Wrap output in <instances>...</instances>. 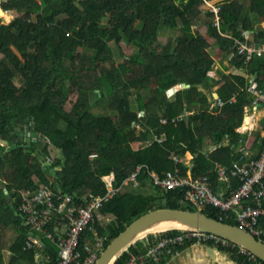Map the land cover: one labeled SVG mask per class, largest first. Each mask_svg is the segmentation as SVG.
I'll list each match as a JSON object with an SVG mask.
<instances>
[{
  "label": "trees",
  "instance_id": "obj_1",
  "mask_svg": "<svg viewBox=\"0 0 264 264\" xmlns=\"http://www.w3.org/2000/svg\"><path fill=\"white\" fill-rule=\"evenodd\" d=\"M207 1L220 4L219 12L207 8ZM3 7L18 12L9 23H4L0 16V52L5 55V60L0 61V177L15 188V194L23 187L36 189L48 184L55 188L56 183L64 191L77 195L105 193L103 175L114 171L118 184L141 164L139 178L149 182L152 172L163 176L174 170L177 164L172 153L182 156L193 153L196 176L214 169L218 160L230 163L238 156L231 145L208 154L205 143L206 137L219 143L227 134L236 142L242 135L238 128L244 119V105L251 99L249 79L241 73L223 75L225 83L214 89L222 82L214 77L219 58L225 53L230 57V51L235 52L232 62L246 69L252 65L257 68L259 74L254 85L264 90V57L247 62L238 54L235 41L244 39V35L242 29L238 31L241 14L233 3L221 0H6ZM217 14L221 29L226 31L230 25L235 31L234 37L221 33L216 24ZM104 19L115 25L104 27ZM164 26L180 33L161 44L158 35ZM204 27L208 28V36L213 41L202 33ZM248 27L245 22L242 28ZM115 36L118 40L127 38L129 44L137 48L125 54L120 64L115 63L114 49L110 45ZM250 41L263 42L264 32L256 38L254 35V40ZM80 48L84 50L81 52ZM77 56L80 66L75 60ZM107 61L112 65L105 66L103 63ZM1 62H7L8 66L3 67ZM88 62L91 67H85ZM100 65L103 70L98 69ZM17 73L22 82L15 80ZM177 83L189 86L170 92ZM98 89L97 100L109 96L117 119L93 112L90 92ZM143 89L146 97L141 92ZM72 90L78 91L79 96L68 110L65 104ZM131 95H136V104L132 103ZM233 96L236 100L228 102ZM218 97L226 99L227 103L219 107ZM29 119L34 120L35 131L64 150L65 163L63 157L58 156L48 164L56 173L54 181L46 178L47 171L42 164L49 151L37 152L40 138L32 139L28 148L20 145L23 140L18 128L25 126ZM151 137L153 141L148 143ZM255 139L260 141L259 145L264 141L259 137ZM4 140L15 141L17 145L7 149ZM91 153L98 155L94 161ZM180 167L185 171L182 163ZM211 175L215 180L216 175ZM214 187L218 189L217 182ZM161 191V197L131 191L114 195L100 210L110 214L112 219L104 225L96 214L94 228L83 233L80 248L84 247L85 236L94 229L99 235H104L107 229L110 231L106 247L150 209L186 207L182 189ZM139 200L142 207L135 204ZM155 200H159L160 205L154 206ZM4 202V191L0 188V228L17 224L22 231L14 246L19 260L15 257L12 264H21L19 261L27 259L34 261L39 251L35 247L41 246L31 240L30 231L37 229L25 224L23 217L12 209L10 213L5 212L8 202ZM130 203L132 206L126 208ZM203 211L220 218L221 211L217 207ZM231 216L224 220L238 224ZM181 231L180 227H168L149 232L143 236L147 244H142L141 238L132 242L114 264H124L128 251H145L158 239ZM219 247L230 252L238 264H264L260 257L251 258L242 252L237 243ZM59 250L58 243L51 244L48 252L45 251L46 259L40 264H56ZM0 264H5L1 254Z\"/></svg>",
  "mask_w": 264,
  "mask_h": 264
},
{
  "label": "built area",
  "instance_id": "obj_2",
  "mask_svg": "<svg viewBox=\"0 0 264 264\" xmlns=\"http://www.w3.org/2000/svg\"><path fill=\"white\" fill-rule=\"evenodd\" d=\"M208 5L219 12L220 7L207 1ZM244 39L237 38L238 54L243 55L245 61L250 62L257 54L264 55V41H250V32L243 31ZM248 90L253 95L255 105H264V90L255 85H249ZM235 96L229 99L234 101ZM227 103L222 97L217 104L222 107ZM166 122V119H164ZM247 127V126H246ZM245 127V128H246ZM243 154L232 161L231 164L217 161L215 170L218 181L222 184L221 191L215 189V180L210 173L196 176L183 173L180 163L185 161L183 156L173 154L178 166L161 176L152 173L151 182L162 189L180 188L184 192V199L196 206L199 210L208 207L220 209V218L234 217L239 225L256 234L264 240V141L257 156L249 155L246 146L241 148ZM95 155V154H93ZM45 163H51V158L45 159ZM193 167V164H191ZM142 170L139 166L130 179L138 184V176ZM104 180L108 189L105 193H89L78 202L74 195L56 193L55 188L43 184L36 189L26 188L22 191V203L16 208L23 217L25 224L40 230L44 228L55 215H61L68 219L66 232L59 235V257L56 264H96L100 252L103 250L107 235H99L94 231L95 248L89 243L84 244L85 252L80 248L83 233L87 229L94 228L96 214L105 203L121 191V186H115L113 175H105ZM31 240L42 245L34 235ZM192 243H212L216 246L234 245L231 240L204 230L187 228L184 231L167 235L157 240L146 251H128V258L124 264H149L155 262L162 264V260L168 256L177 254L183 246ZM105 248V247H104ZM240 250L254 257L255 254L240 245ZM46 264V263H45Z\"/></svg>",
  "mask_w": 264,
  "mask_h": 264
},
{
  "label": "crops",
  "instance_id": "obj_3",
  "mask_svg": "<svg viewBox=\"0 0 264 264\" xmlns=\"http://www.w3.org/2000/svg\"><path fill=\"white\" fill-rule=\"evenodd\" d=\"M221 1L227 2V3L228 2L233 3L234 7L236 6L237 10L240 11L241 24L239 26L238 31H240V29H242L241 30L242 34H243L244 30H248L250 32V37H252V39L254 40V35L256 38L257 35L261 34V32H264V0H221ZM217 5L220 6V4H217ZM3 9L6 10L4 7H3ZM2 19H3V17H2ZM216 20H217L216 24L219 26L222 34H224L225 36H228V37H231V36L234 37L235 31L231 28L230 25L226 31H223L221 29V22H220V15L219 14L216 15ZM7 21H8V19H7ZM7 21L3 20L4 23H9L11 20L9 22H7ZM245 22H247L248 25H250V27L242 28V27H244ZM250 28H252V29H250ZM203 29L207 30L206 34H208V28L204 27ZM262 57H264L263 54H257L254 58L255 59H258V58L261 59ZM231 59H232V56L230 55V57H229V55H227L225 53L223 57L219 58L216 61L214 77L216 79H220L222 82L221 83L219 82L218 84L215 85V87H214L215 90L218 89L222 83L223 84L225 83V77L223 75L227 76V74H230L231 72L232 73H241V74L247 76L249 79V85H254V80L258 76L259 70L257 68H255L253 65L248 66L247 69L244 67L243 68L238 67L237 65H235L232 62ZM187 86H189V84L183 83V86L180 88L174 89V92L183 88V87H187ZM249 98H251L250 102L246 103L244 105V119H243L242 125L238 128V131L241 132L242 135L238 137V140L236 142H233L231 135L227 134L219 143L213 141L211 137H206L205 143H206V150H207L208 154L213 153V151L220 148L221 146H230V145L234 148V150H235L234 153L238 154V156L236 157L237 159L243 154V151L241 150V148H243L244 146L247 147V149L249 151V155L257 156L259 154L262 144L259 145L260 141H256L255 138L259 137L261 139H264V105H255L252 101L253 95L251 92L249 93ZM186 113L187 114H185V113L184 114L186 116H188L189 115L188 112H186ZM184 118H185V116H184ZM30 130L31 129H29L28 131L26 130L24 132V134L19 133V134H21V138L23 140V143H20V145L23 144V146H25L26 148H28V146L31 145L32 139H35L34 137H32L31 140H29V141L26 139V137L28 136L27 132H29ZM33 130H35V129H33ZM244 135H245V137H244ZM163 137H165V136H163ZM12 142H15V141H12ZM11 143H8L9 149L11 148V146H10ZM5 144H7V143H5ZM61 149L62 148H59L60 151H61ZM37 152H39L41 154L42 149L39 148L37 150ZM93 154H95V155H93ZM172 154H174V153H172ZM58 156L63 157V161L65 163L64 150ZM97 156H98L97 153H91L90 154V158L93 161L97 158ZM180 156H182V155H180ZM183 157L185 158V161H183L181 163L183 164V166L186 167V169H185V171H183V173L195 174L193 171V168H195L194 167L195 166V155L191 152H188ZM172 158H173V156H172ZM236 158H233L232 161ZM174 161H175V159H174ZM218 161L224 162L226 164L232 163V161L230 163H227L224 160H218ZM175 163H176V161H175ZM42 164H43L44 169H46V171H47L46 172V178H48L49 181H54L53 179H54V176L56 175L54 169L49 168L48 165H45V163H42ZM191 164H193V167L191 166ZM139 166H142V168H143V165L140 164L136 167V169ZM177 166H178V164H177ZM141 172H142V170H141ZM141 172L138 176V180H139L138 184H135L130 179L132 173L127 178H125L122 182H120L118 184L116 181V174L114 171L107 173L105 175H113L115 177L114 185L115 186H121V191L119 193H123L126 191L138 192L137 187L143 186V182L149 183V185L152 184L151 181L148 182L147 180H144V181L140 180L139 177L141 175ZM152 173H155V172H152ZM205 173H210V174L216 175L215 170L213 173V169L209 170L208 172H205ZM48 174L52 175L53 177H51ZM157 174H159V173H157ZM105 175H103V177ZM103 177H102V179L106 183V181L104 180ZM0 179L5 182V184L3 182V185L0 184V188H2L4 191V196H5L6 202H8L7 206H5V208H7L5 212L10 213L11 212L10 210L12 209L16 215L18 214L20 216V214L18 213L16 208L23 201L22 191L28 187H23L22 189H20L15 194V191H16L15 188L11 187L9 185L10 183L6 179H3L2 177H0ZM39 180H40L39 177H37V182H39ZM215 181L218 184V188H222V184L220 183V181H218L217 175H216ZM59 186L60 185L58 183H56L55 191L56 190L58 191L56 193L62 192V193L74 195L78 202H82L83 197H85L84 195H77L78 193H69L67 191H64V189L62 187H59ZM144 188H146V187H144ZM29 189H33V188H29ZM106 189H108L107 183H106ZM6 202H4V203H6ZM97 215H98V218L100 219L101 223L104 225H107V222H109L112 219L110 214H105L103 211H100L99 213H97ZM67 228H68V219L62 217L61 215H55L52 218V220L44 228H41L40 230H32L31 229L30 236L34 235L35 238L40 240L42 245H40L41 247L36 245L35 248L39 249V251H36V258L34 261L27 259L24 261H19V263H21V264H40L44 259H46L45 251L48 252V249H49V247H51V244L57 245V243L59 241V235L64 234L66 232ZM95 230L96 229H94L93 232ZM93 232H89L90 234L88 236H85V243L84 244L89 243L93 248H95L96 241H95ZM21 233H22L21 228L17 224H16V226L14 224L13 225L11 224V225H6V226L0 228V254L3 255L5 264H12V262H14V260H16V259L19 260V257H17L18 254L15 253V249H16L15 244L18 243V241L20 240ZM110 234H111L110 231L107 229V231L105 232L104 235H107V238H108L110 236ZM42 247H44V248H42ZM104 247H105V245H104ZM104 247H103V249H104ZM147 247H146V249H147ZM82 250L85 252V247H83ZM102 251L100 253H102ZM15 257H17V258L15 259ZM164 264H238V262H237V259L230 252L224 250L223 248H221L219 246L209 244V243H205V244L192 243V244H189L187 246L186 245L183 246L182 250L179 253L168 257L165 260Z\"/></svg>",
  "mask_w": 264,
  "mask_h": 264
},
{
  "label": "water",
  "instance_id": "obj_4",
  "mask_svg": "<svg viewBox=\"0 0 264 264\" xmlns=\"http://www.w3.org/2000/svg\"><path fill=\"white\" fill-rule=\"evenodd\" d=\"M4 20L7 21V18ZM182 86L183 83H177L170 89V92H174V89ZM30 129L26 137L28 141L32 137L36 139L38 135V132L33 130L34 127ZM4 143L8 144L9 141L4 140ZM10 146H16V143L12 142ZM60 152H63V150L61 149ZM99 212L100 210L97 213ZM168 227L195 228L221 235L243 246L264 260V240L239 224L211 216L203 210L155 207L137 217L122 232L114 237L103 249L96 264H114L119 255L132 242L142 238L149 232Z\"/></svg>",
  "mask_w": 264,
  "mask_h": 264
},
{
  "label": "rangeland",
  "instance_id": "obj_5",
  "mask_svg": "<svg viewBox=\"0 0 264 264\" xmlns=\"http://www.w3.org/2000/svg\"><path fill=\"white\" fill-rule=\"evenodd\" d=\"M6 0H0V16L1 17H3V20H4V18H7L8 19V21L7 22H9L10 20H12L13 19V17L15 16V15H18V12H14V11H6V10H4L3 9V3L5 2ZM215 5H217V4H215ZM207 8H211L212 9V7L210 6V5H208V3H207V6H206ZM205 7V8H206ZM217 7H221V6H218L217 5ZM8 14V15H7ZM102 24H103V26L104 27H108V28H110V27H113L114 25H115V23H113V22H111L110 20H108V19H104L103 20V22H102ZM201 31H202V33H204L205 35H206V37H208V38H210V36H208V34H206V32H207V30H204L203 28H201ZM180 32L179 31H176L175 29H172V28H169V27H166V26H164V27H162L161 29H160V32H159V35H158V41L162 44H166V43H168V41L171 39V38H173V36H176L177 34H179ZM232 37V36H231ZM210 40H211V38H210ZM235 42H237V41H235ZM110 45L113 47V49H114V55H115V57H114V60H115V63L116 64H120V63H122V61L124 60V58H125V54H131V53H133V52H135L136 50H137V48L135 47V46H133V45H130L129 44V42H128V39L127 38H121L120 40H118L117 38H116V36L111 40V43H110ZM84 49L82 48H80V51L82 52ZM80 51H79V53H80ZM235 54V52H231L230 51V55L233 57V55ZM3 60H5V55L2 53V52H0V61H3ZM75 60H77V64H78V66H80V58L77 56L76 57V59ZM2 63V66L3 67H7L8 66V63L6 62V63H3V62H1ZM105 66L107 65V66H111L112 65V63L109 61H107V62H104L103 63ZM91 65V63H86L85 64V67H91L90 66ZM102 65V64H101ZM100 65V67H98V69H101V70H103L102 68H103V66H101ZM89 70V69H88ZM15 75H17L15 78V80H19L20 82H22L23 80L20 78L21 76L17 73V74H15ZM97 91H99V89L98 90H91V92H90V94H91V96H92V99H93V107H92V109H93V112H95L96 113V115H111V116H114L116 119H117V111L116 110H114L111 106H110V102H111V98L109 97V96H107V97H105L104 99H100V100H97ZM143 94H144V96L146 97V91H145V89H143V91H141ZM78 96H79V93H78V91H74V90H72L71 91V93H70V100L65 104V107H66V109H68V110H71L72 109V107L74 106V103L76 102V100L78 99ZM109 97V98H108ZM136 95H131V101H132V103L133 104H136ZM64 125V124H63ZM35 125H34V120L32 119V120H28L27 121V123H26V125L24 126H22V127H20V129L18 128V130H21V131H19V132H21V134H24V132L27 130H29L31 127H34ZM137 126V125H136ZM22 128V129H21ZM38 135L36 136V138H40V140H39V142H38V147L40 148V149H43L44 151H45V149H46V151L48 150L49 151V155L47 156V159H49V158H51V162H54V161H56V159H57V157H58V155L61 153L60 152V150H59V148L57 147V146H55L53 143H51V141L44 135V134H42L41 132H38L37 133ZM27 136V135H26ZM21 140H22V138H21ZM153 141V139H152V137H151V139H148L147 140V142L148 143H151ZM7 145V149H9V144H6ZM54 145V146H53ZM172 156H173V154H172ZM185 159V158H184ZM155 173H157V172H155ZM48 175H50V174H48ZM51 177H53L52 175H50ZM0 181L2 182H0V184L1 185H3V182L4 181H2L1 179H0ZM4 184H5V182H4ZM146 187V188H144V187ZM143 186H140V187H137V191L138 192H141V193H146V194H149L150 196H159V197H161L162 195H163V192L161 191V189L162 188H159V186L157 187L155 184H150L149 185V183H146V182H143ZM218 190L219 191H221V188H218ZM155 203H154V206H156V205H160V204H158V202H159V200H155L154 201ZM151 203V202H150ZM149 203V204H150ZM136 205H137V207H142V201L141 200H139V201H137L136 203H135ZM164 205L165 204H167V203H163ZM1 205V204H0ZM130 206H132V203H130L129 205H126V208H130ZM184 206H186L185 208H189V207H187V206H190V207H193V208H195V209H198L196 206H194V205H192V204H190L189 202H187L186 200L184 201ZM146 207H148V206H146ZM148 209H149V207H148ZM199 210V209H198ZM146 213V212H145ZM125 214H127V215H131L132 214V212H126ZM144 214V213H143ZM126 215V216H127ZM184 229H187V228H182V231H184ZM181 231V232H182ZM144 238V237H143ZM143 238H141V242H142V244H147V241L145 240L144 241V239ZM210 244V243H209ZM147 250V249H146ZM145 250V251H146ZM174 255V254H173ZM173 255H168V256H166L163 260H162V264H164V262H165V260L168 258V257H170V256H173ZM151 263H154V264H158V263H155V262H151Z\"/></svg>",
  "mask_w": 264,
  "mask_h": 264
},
{
  "label": "clouds",
  "instance_id": "obj_6",
  "mask_svg": "<svg viewBox=\"0 0 264 264\" xmlns=\"http://www.w3.org/2000/svg\"><path fill=\"white\" fill-rule=\"evenodd\" d=\"M214 5H215V4H214ZM233 97H234V96H233ZM235 97H236V96H235ZM218 98H219V97H218ZM225 100H226V99H225ZM235 100H236V98H235ZM235 100H234V101H235ZM217 101H218V100H217ZM228 102H233V101H229V100H228ZM218 106H219V105H218ZM219 107H220V106H219ZM45 159H46V158H45ZM45 159H44V162H43V163H45ZM51 163H52V162H51ZM51 163H48V164H51ZM48 164L45 163V165H48ZM148 247H149V246H148ZM148 247H147V249H148Z\"/></svg>",
  "mask_w": 264,
  "mask_h": 264
},
{
  "label": "bare ground",
  "instance_id": "obj_7",
  "mask_svg": "<svg viewBox=\"0 0 264 264\" xmlns=\"http://www.w3.org/2000/svg\"><path fill=\"white\" fill-rule=\"evenodd\" d=\"M8 15V14H7Z\"/></svg>",
  "mask_w": 264,
  "mask_h": 264
}]
</instances>
